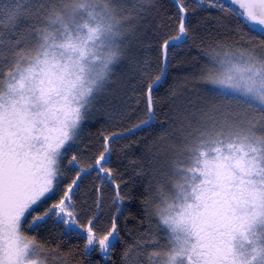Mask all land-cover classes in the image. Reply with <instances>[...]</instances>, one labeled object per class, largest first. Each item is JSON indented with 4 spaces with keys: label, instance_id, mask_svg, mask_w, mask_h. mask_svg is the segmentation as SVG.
I'll list each match as a JSON object with an SVG mask.
<instances>
[{
    "label": "snow or ice",
    "instance_id": "snow-or-ice-1",
    "mask_svg": "<svg viewBox=\"0 0 264 264\" xmlns=\"http://www.w3.org/2000/svg\"><path fill=\"white\" fill-rule=\"evenodd\" d=\"M174 4L172 14L158 0H0V264H73L74 252L41 237L57 229L83 241L89 264H100L95 252L111 259L118 216L131 203L110 160L112 142L124 133L103 135L87 162L72 149L94 115L120 121L134 113L133 133L157 118L158 103L170 105L177 179L169 188L151 177L140 194L147 227L124 249L122 264H264V0ZM197 8L207 15L190 19ZM151 11L159 17L155 65L126 46ZM201 28L208 59L195 79L205 98L181 113L175 101L187 76L169 83L168 68L173 49ZM117 70L124 91L119 106L107 109ZM93 173L100 185L81 194ZM106 182L115 185L116 215L101 229Z\"/></svg>",
    "mask_w": 264,
    "mask_h": 264
},
{
    "label": "trees",
    "instance_id": "trees-1",
    "mask_svg": "<svg viewBox=\"0 0 264 264\" xmlns=\"http://www.w3.org/2000/svg\"><path fill=\"white\" fill-rule=\"evenodd\" d=\"M135 0H127V3L132 4ZM168 13L176 12L174 0H163ZM195 3V0H191ZM226 4L228 2L224 0ZM230 6V5H229ZM207 15V9L197 8V10L189 17L190 19H203ZM145 18L140 22L139 30L134 33H129L126 46L131 52L137 56H146L155 65L157 63L159 52L157 45L153 40L154 23L153 16L147 12ZM211 26L209 21L207 27ZM205 34V28H201L199 33L188 38V43L182 49H173L172 60L174 61L168 68L169 83L177 79V73L181 74L180 78L187 76L184 81V95L179 97L175 103L177 110L183 112V109L191 101V106H198L205 98V85L195 79L199 69L203 67L204 61L208 57L202 54L201 49L204 48L202 36ZM151 44V46H150ZM118 69L121 66H117ZM156 69L153 67L152 72ZM121 72L117 70L113 79L107 85L105 95L111 103H105V108L112 109L114 106H119L120 96L124 89L121 87ZM158 95L165 97L167 95V87L158 91ZM137 99L141 97L137 96ZM170 105L167 103H158L157 118L152 121L150 126L141 128L131 135L119 137L115 139L111 147L113 149L110 156L111 167L113 169V178L116 183L121 184V191L125 196L131 199L130 204L122 206V211L118 216V229L120 233L119 241H113L114 250L111 253V259L107 262L101 260L98 252L92 254L93 260L100 261V264H122V253L128 246H135L137 241L141 239L147 224H141L145 219L141 208V193L148 187L149 181L154 174L161 176V179L166 181V184L171 188L174 184L172 176V166L176 163L174 156L168 151V129L170 127ZM142 115V113H141ZM137 122L136 114L128 112L120 121H109L107 112L94 115L92 119L83 125V129L79 140L72 151L81 154V159L84 162L89 161L98 155L102 148L101 140L103 135L111 134L112 132L125 133ZM72 151L69 152L70 159ZM156 153L157 159L152 160V153ZM87 153V155H84ZM152 164L153 167H149ZM167 172L165 177L163 173ZM71 175V173H69ZM123 181V183H121ZM153 184L156 181H152ZM100 180L95 173L86 176L81 188V194L84 190H91L93 186H99ZM104 191V207L103 218L98 225L103 229L107 226L111 216L116 215L112 200L115 193V185L106 182L103 186ZM41 237L50 242L52 245H59L62 252L70 251L75 253L73 264H89L87 257L82 255L83 241L73 236L67 238L62 230H55L48 234L41 233ZM163 242V241H162ZM144 247L152 249L153 245L147 244ZM135 251V247L133 248ZM72 259V257H66ZM144 259V257H141Z\"/></svg>",
    "mask_w": 264,
    "mask_h": 264
},
{
    "label": "rangeland",
    "instance_id": "rangeland-1",
    "mask_svg": "<svg viewBox=\"0 0 264 264\" xmlns=\"http://www.w3.org/2000/svg\"><path fill=\"white\" fill-rule=\"evenodd\" d=\"M158 3H159V4H162V5H163V10H164L165 12H167V8H166V6H165L163 0H158ZM149 13L153 16V18H154V20H155V23H154V29L156 30V26H157V23H158V21H159V17H158V15H157V13H156L155 11H151V12H149ZM167 13H168V12H167ZM176 179H177V178H174V183H175ZM173 185H174V184H173Z\"/></svg>",
    "mask_w": 264,
    "mask_h": 264
},
{
    "label": "water",
    "instance_id": "water-1",
    "mask_svg": "<svg viewBox=\"0 0 264 264\" xmlns=\"http://www.w3.org/2000/svg\"><path fill=\"white\" fill-rule=\"evenodd\" d=\"M226 1L228 2V0H226ZM149 126H150V125H149ZM135 132H136V131H135ZM133 133H134V132H133ZM133 133L125 132L124 135L121 136V137H125V136L131 135V134H133Z\"/></svg>",
    "mask_w": 264,
    "mask_h": 264
}]
</instances>
